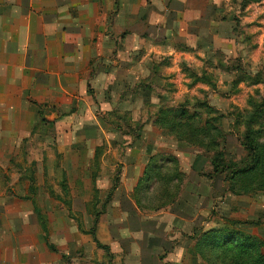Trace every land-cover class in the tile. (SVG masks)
<instances>
[{
  "label": "rangeland",
  "instance_id": "1",
  "mask_svg": "<svg viewBox=\"0 0 264 264\" xmlns=\"http://www.w3.org/2000/svg\"><path fill=\"white\" fill-rule=\"evenodd\" d=\"M246 8L237 7V43L231 50L236 57L229 59L228 50L211 53L216 65L200 58L198 74L186 67L187 79L179 81L172 99L158 100V107L146 102L139 122H153L159 110L172 112L165 119L185 110L203 126L218 118L205 105L215 106L223 114L216 122L223 139L217 141L228 164L239 166L251 164L241 145L246 134L259 132L254 139L264 144V0ZM17 110L7 119L0 116V264H249V257L230 246L200 239L203 232L222 229L257 238L264 253V174L233 181L229 171L214 175L212 154L203 148L183 154L159 150L154 168L147 170L150 179L132 199L131 192H116L123 165L111 152L107 156L114 162H107L103 154L109 148L102 145L133 134L130 114L101 115L118 134L100 132L104 138L95 136L89 145L93 139L80 131L70 141V132L57 130L43 111L32 114L21 103ZM126 143L114 152H124ZM170 155L177 160L168 162ZM175 173L177 182L169 177Z\"/></svg>",
  "mask_w": 264,
  "mask_h": 264
},
{
  "label": "crops",
  "instance_id": "2",
  "mask_svg": "<svg viewBox=\"0 0 264 264\" xmlns=\"http://www.w3.org/2000/svg\"><path fill=\"white\" fill-rule=\"evenodd\" d=\"M231 3L0 0V116H13L21 103L32 114L43 111L57 130L69 131L70 141L73 133L77 138L78 131L84 132L85 139H93L90 145L95 136L103 139L105 132L118 134L119 129L101 115L130 114L133 134H120L121 141L107 139L102 145L109 148L103 154L105 160L111 152L123 165L116 192L124 189L133 199L143 185L146 168L157 162L159 150L171 154L195 150L162 134L152 122H139L146 102L158 107V100L167 104L172 99L179 81L187 79L186 67L198 74L204 58L216 65V57H211L219 52L228 50L229 59L236 57L231 50L236 49L239 6ZM161 57L166 58L164 65L158 62ZM218 72L212 74L218 76ZM223 76L231 75L224 72ZM153 90H157L155 102L150 99ZM123 141H127L124 152L115 153ZM195 153L194 157L202 158ZM170 157L168 162L177 160ZM178 175L169 177L177 182Z\"/></svg>",
  "mask_w": 264,
  "mask_h": 264
},
{
  "label": "trees",
  "instance_id": "3",
  "mask_svg": "<svg viewBox=\"0 0 264 264\" xmlns=\"http://www.w3.org/2000/svg\"><path fill=\"white\" fill-rule=\"evenodd\" d=\"M254 2H259V0H240L239 7L243 10ZM205 107L212 109L213 115L218 118L206 120L203 126H198L196 115L188 114L185 110L179 116L173 114V116L165 119L164 115H172L171 111H166L165 109L156 112L152 124L162 129L165 135L173 139L186 142L192 147L203 148L205 153L211 152L210 165L214 175H220L229 171L230 179L234 181L243 176L254 178L255 174H264V144H258L254 139V135L259 134V132H249L244 138L245 143L241 144L247 156L250 155L251 164L248 165L244 162V166H239L231 162L229 165V162L225 159L224 151L220 148L219 142L217 141V138L221 136L219 139H223V136L220 134L219 131L221 129L216 125V122L222 119L223 116L218 115L214 108L207 105ZM256 118L255 116L252 117L247 126H251L256 121ZM214 134L216 135L212 137ZM205 139H208V142H204ZM151 169L152 166H150L149 172H151ZM149 179L150 174L148 175V172H145V181ZM200 239L206 244L213 243V246L215 245L216 247L224 244L230 246L238 255L249 257L251 259L249 264H264V253L261 249L263 243L257 238L242 236L238 232L234 233L227 229H222L203 232Z\"/></svg>",
  "mask_w": 264,
  "mask_h": 264
}]
</instances>
